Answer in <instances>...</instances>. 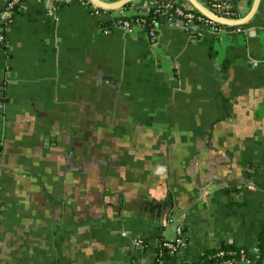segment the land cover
<instances>
[{"label": "crops", "instance_id": "crops-1", "mask_svg": "<svg viewBox=\"0 0 264 264\" xmlns=\"http://www.w3.org/2000/svg\"><path fill=\"white\" fill-rule=\"evenodd\" d=\"M225 1L242 17L253 0ZM23 5L0 43V264H194L231 245L254 261L264 0L218 33L161 15L156 48L117 9ZM178 222L185 247L160 259Z\"/></svg>", "mask_w": 264, "mask_h": 264}, {"label": "built area", "instance_id": "built-area-1", "mask_svg": "<svg viewBox=\"0 0 264 264\" xmlns=\"http://www.w3.org/2000/svg\"><path fill=\"white\" fill-rule=\"evenodd\" d=\"M41 3L46 12L49 15H54L57 7L59 5H68L72 2H77L85 8L89 9L94 15L107 14L110 11L107 9H102L89 0H36ZM208 9H210L216 15L223 18H237L239 17L238 11L233 7V5L225 0H208L204 4ZM23 0H6L4 7L0 11V43L5 42V37L3 34V27L7 23H11L12 16L19 10L23 9ZM135 8V7H134ZM133 7H121L118 10V16L113 18L112 22L121 28L126 29L128 32H133L135 29L144 30L149 38L150 46L156 48L157 38V20L152 18L151 22L154 25H147L145 15L148 13H154L159 16L171 17L176 15L180 18L184 24L186 31H191V27L194 26L195 29L206 28L210 31L218 33L222 28L218 27L217 23L211 21L200 11L195 9L191 4H186L184 0H148V3L142 7L141 11L134 9ZM103 33H106L105 26L101 28ZM175 236L172 239L163 238L160 239L158 246V256L160 259L167 253H177L185 247L186 235L183 231V226L180 222L176 223L174 226ZM264 241V235H263ZM133 245L137 248H142L144 243L141 239L134 240ZM252 252L256 254V259L250 262L248 257V252L244 248H239L238 250H219L215 253L216 260L212 264H264V244L261 248L257 245L252 248Z\"/></svg>", "mask_w": 264, "mask_h": 264}, {"label": "water", "instance_id": "water-1", "mask_svg": "<svg viewBox=\"0 0 264 264\" xmlns=\"http://www.w3.org/2000/svg\"><path fill=\"white\" fill-rule=\"evenodd\" d=\"M92 4L95 6L102 8V9H107V10H114V9H119L123 7L124 5L132 2L133 0H118L115 2H105L102 0H89ZM191 5L200 11L203 15H205L207 18H209L211 21L223 25V26H231V27H237L244 25L247 23L255 14L257 10V6L259 3V0H253L252 4L250 6L249 11L242 17H237V18H223L215 13H213L210 9H208L203 3H201L199 0H187ZM178 17L176 15L172 16V20L175 21ZM158 26V23L157 25ZM2 101L0 100V109L2 107ZM160 172V170H158ZM177 218V217H176Z\"/></svg>", "mask_w": 264, "mask_h": 264}, {"label": "trees", "instance_id": "trees-1", "mask_svg": "<svg viewBox=\"0 0 264 264\" xmlns=\"http://www.w3.org/2000/svg\"><path fill=\"white\" fill-rule=\"evenodd\" d=\"M145 18H146V24L147 25H149V24L154 25L155 23L151 22L152 18H155L156 20H158L159 17L156 14L150 12L147 15H145ZM217 26L220 28L225 27L223 25H217ZM237 27H240V26H237ZM200 28H202V27H200ZM190 30L193 32H196L198 29H195L194 26H192ZM263 235H264V232H263ZM263 244H264V241H263V236H262L261 243L259 244L261 248L263 247ZM239 248L240 247H236V246L231 245V246H224V247H220V248L215 249V250L205 252V253H203L202 256H200L199 260L194 264H212V263H214V261L217 258L214 256L217 251L229 250V249L238 250Z\"/></svg>", "mask_w": 264, "mask_h": 264}]
</instances>
